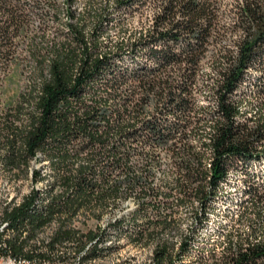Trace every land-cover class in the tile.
Returning a JSON list of instances; mask_svg holds the SVG:
<instances>
[{
	"label": "trees",
	"instance_id": "16d2710c",
	"mask_svg": "<svg viewBox=\"0 0 264 264\" xmlns=\"http://www.w3.org/2000/svg\"><path fill=\"white\" fill-rule=\"evenodd\" d=\"M74 1L64 0L61 40L41 47L29 39L21 58L31 69L28 87L2 100V84L21 62L14 39L25 35L28 15L19 0H0V171L15 179L30 172L32 179L19 202H1L0 255L30 264H87L99 256L108 231H82L73 220H99L130 194L137 203L130 220L147 224L135 237L167 235L174 218L157 193L168 183L156 182V173L168 154L176 202L198 204L199 227L209 222L229 176H245L237 221L254 220L250 232L221 234L220 259L197 264H264V181L248 173L264 161V111L247 113L236 99L250 71L264 72V0H239L228 28L220 25L218 0H159L148 29L116 41L105 39L106 8L90 1L84 15H75ZM134 3L115 0L114 7ZM228 35L235 37L232 45L219 46ZM211 46L217 56L209 87L213 109L195 98ZM256 89L264 97V88ZM38 162L49 174L33 165ZM122 222L111 228L119 230ZM51 225L50 241L31 242ZM197 235L181 234L178 247L168 239L156 243L152 264H184ZM64 241L74 245L56 255L55 245Z\"/></svg>",
	"mask_w": 264,
	"mask_h": 264
},
{
	"label": "rangeland",
	"instance_id": "374dc122",
	"mask_svg": "<svg viewBox=\"0 0 264 264\" xmlns=\"http://www.w3.org/2000/svg\"><path fill=\"white\" fill-rule=\"evenodd\" d=\"M90 1H92L91 7L98 10L104 7L109 14L108 17L111 21L105 25L107 31L105 39L107 41H116L120 37L139 35L148 29L153 15L159 10V0H135L132 7H122L118 11L114 7L115 0H75L70 9L75 15H84L86 9L89 8ZM238 1L218 0L221 26L228 28L233 24L235 6ZM19 2L25 7L28 15L25 35L14 39V46L19 54V60H21V58L26 56L24 48L30 38L35 37L36 42L41 47H45L46 43L61 40V31L67 22V14L66 7L63 6L64 0H19ZM57 8L60 13L55 16L54 12ZM43 35L44 39L40 40ZM233 39H235L234 36L228 35L226 39L219 40L218 45L231 46ZM212 56L217 58L216 49L211 46L202 61L196 80L197 93L195 94L198 106H210V109H213L214 104L213 100L209 98V87L214 77ZM13 68L10 69L9 76L2 84V100L15 99L20 92H24L28 87L30 66L24 60H21L19 66ZM259 87L264 88V72L260 73L252 70L248 74L246 83L236 93V99L243 104V111L247 113L256 112L258 109L264 111V97L257 94L256 88ZM208 130V128L202 129L205 132ZM30 165L32 166V164ZM33 165L37 166L44 174H49L46 163L38 162ZM171 166L170 157L168 154H164L161 160V171L156 173V182L160 183L165 180L168 183V187H161L157 193L159 201L167 202L165 204L166 213L172 214L174 218L169 226L167 235L163 233V235L153 238H148L145 235L141 238L135 237L136 230L140 228L147 230V224L141 219H137V222L130 220L131 214L137 210L136 195L130 194L122 201L119 207H110L103 212L99 220L87 219L84 221L81 215L73 220L72 226L82 231L96 230L98 228L108 231L107 238L98 243L99 256L87 264H149L148 259L156 243L158 244L160 241L168 239L170 243H175V246L178 247L180 235L190 232H197L198 235L195 237L191 249L184 259V264L206 263L220 259L222 246L220 243L223 240L225 242L221 234L230 232L235 238L237 233L245 235L250 232L249 223L255 222L254 220L243 219L240 222L237 221V215L243 211L239 201L243 196L244 175L231 174L229 176L227 182L220 190L217 202L213 204V212L209 216V222L199 227L194 220V213L197 210L196 208H198V204H179L176 202L180 195L174 189H171L173 181V176L170 174ZM248 173L258 176L255 181H264V161L251 165ZM31 181L30 172L25 178L15 179L0 171V211L4 207L1 202L11 199L19 202L21 197L26 195L31 189ZM46 183L47 180L42 181L36 187L41 189ZM147 211L153 214L152 209L149 208ZM121 219L123 222L119 230L111 228L110 224L112 222H117ZM54 226L43 228L31 242L38 245L42 241L48 242ZM152 229H155V227H148V230ZM155 231L157 234L160 233L158 230ZM24 237L25 235L21 239ZM73 245V242H67L62 248H57L56 255L64 256L65 250Z\"/></svg>",
	"mask_w": 264,
	"mask_h": 264
},
{
	"label": "bare ground",
	"instance_id": "6f19581e",
	"mask_svg": "<svg viewBox=\"0 0 264 264\" xmlns=\"http://www.w3.org/2000/svg\"><path fill=\"white\" fill-rule=\"evenodd\" d=\"M3 225V224H2ZM5 226V224L2 226V228ZM2 232V231H1ZM4 232V231H3ZM6 234V233H5ZM9 236V235H8ZM3 237V236H2ZM1 237V238H2ZM7 238V237H6ZM48 239V238H47ZM50 241V240H49ZM3 242V241H2ZM67 243V241H64V242H60V243H57L56 245H55V247L56 248H62V246L64 245V244H66ZM47 244V243H46ZM45 244V245H46ZM4 245V244H3ZM47 246H48V244H47ZM66 246V245H65ZM45 247V246H44ZM54 252V251H53ZM50 254V253H49ZM60 256V255H59ZM50 257V256H49ZM57 257V256H56ZM61 258V257H60ZM152 259H153V253L151 252L150 253V257H149V259H148V263L149 264H151L152 263ZM10 261H15V263H20V264H30V262L29 261H24V260H22V261H16V260H13V259H9ZM64 262V261H63ZM33 264V263H32ZM44 264H47V263H44ZM58 264V263H57Z\"/></svg>",
	"mask_w": 264,
	"mask_h": 264
},
{
	"label": "built area",
	"instance_id": "2783aa9c",
	"mask_svg": "<svg viewBox=\"0 0 264 264\" xmlns=\"http://www.w3.org/2000/svg\"><path fill=\"white\" fill-rule=\"evenodd\" d=\"M1 225H2V223L0 224V248H2ZM0 264H20V263H15V261H10L9 258L7 257V255H0ZM67 264H74V261L73 262H67Z\"/></svg>",
	"mask_w": 264,
	"mask_h": 264
}]
</instances>
